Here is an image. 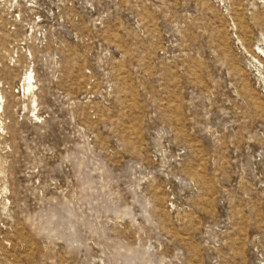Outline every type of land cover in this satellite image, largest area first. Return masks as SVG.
Here are the masks:
<instances>
[{
    "label": "rangeland",
    "instance_id": "1",
    "mask_svg": "<svg viewBox=\"0 0 264 264\" xmlns=\"http://www.w3.org/2000/svg\"><path fill=\"white\" fill-rule=\"evenodd\" d=\"M0 264H264V0H0Z\"/></svg>",
    "mask_w": 264,
    "mask_h": 264
},
{
    "label": "bare ground",
    "instance_id": "2",
    "mask_svg": "<svg viewBox=\"0 0 264 264\" xmlns=\"http://www.w3.org/2000/svg\"><path fill=\"white\" fill-rule=\"evenodd\" d=\"M29 86H32V84H29Z\"/></svg>",
    "mask_w": 264,
    "mask_h": 264
}]
</instances>
